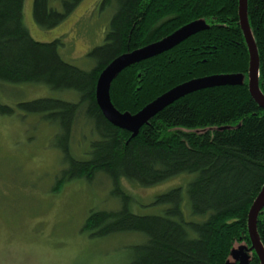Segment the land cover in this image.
<instances>
[{"label": "trees", "instance_id": "trees-1", "mask_svg": "<svg viewBox=\"0 0 264 264\" xmlns=\"http://www.w3.org/2000/svg\"><path fill=\"white\" fill-rule=\"evenodd\" d=\"M24 1L0 0V84H41L76 98L0 103V114L37 115L54 127L51 147L64 164L59 186L65 180L91 183L98 174L109 180L117 206L91 211L83 229L97 238L138 236L128 264H239L235 250L245 253L248 264H260L251 249L247 221L264 186V109L248 88L249 52L238 0H99V10L110 17L103 42L85 54V68L63 59L60 38L39 41L30 35L23 24ZM82 1L33 0V20L53 29ZM246 16L258 55V88L264 95V0H247ZM195 20L205 21L208 28L115 77L110 86L114 107L134 114L169 89L211 75L242 74V84L189 93L130 138L96 103L100 72L119 55ZM81 124L86 130L77 141ZM79 144L85 146L80 156L75 153ZM183 174L192 175L184 189L154 197L152 204L163 207L161 213L131 211L133 198L122 187L123 180L151 187ZM256 231L264 249V206Z\"/></svg>", "mask_w": 264, "mask_h": 264}, {"label": "rangeland", "instance_id": "rangeland-1", "mask_svg": "<svg viewBox=\"0 0 264 264\" xmlns=\"http://www.w3.org/2000/svg\"><path fill=\"white\" fill-rule=\"evenodd\" d=\"M32 1L25 0L23 6V24L30 35L39 41L60 38L63 59L87 67L85 54L103 42L110 13L99 10V0H83L60 25L43 29L33 20ZM60 93L41 84L4 83L0 103L15 106L42 96L76 98ZM78 128L75 139L81 141L86 128L83 124ZM54 131L37 115L0 114V264H128L138 236L97 238L83 229L91 211L117 206L109 180L98 174L91 183L65 180L59 186L64 164L51 147ZM84 148L79 144L75 153L80 156ZM191 178L183 174L151 187L126 180L121 184L133 198V213L159 214L163 207L152 204L154 197L175 187L184 189ZM239 264H248L245 253Z\"/></svg>", "mask_w": 264, "mask_h": 264}, {"label": "water", "instance_id": "water-1", "mask_svg": "<svg viewBox=\"0 0 264 264\" xmlns=\"http://www.w3.org/2000/svg\"><path fill=\"white\" fill-rule=\"evenodd\" d=\"M238 15L240 26L245 38L249 52L248 88L251 97L264 109V95L258 88V55L251 31L247 22L246 7L247 0H238ZM208 28L203 20L190 22L170 35L143 47L123 53L113 59L99 74L95 86L96 103L103 116L114 126L127 130L134 137L139 129L147 124L149 120L166 106L172 104L179 98L197 90L224 85H241L242 74H220L201 78H195L183 82L164 92L136 113L120 112L114 107L110 99V86L115 77L125 68L142 60L161 54L188 38L189 36ZM264 206V186L252 204L248 212V232L253 249L258 257L259 263L264 264V249L256 231V219L260 209ZM241 250L234 252L235 260L240 259Z\"/></svg>", "mask_w": 264, "mask_h": 264}]
</instances>
